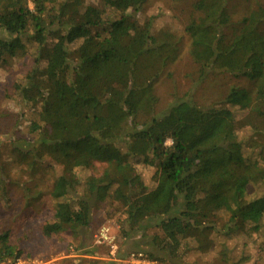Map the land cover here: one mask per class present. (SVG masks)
Here are the masks:
<instances>
[{
	"label": "trees",
	"instance_id": "obj_1",
	"mask_svg": "<svg viewBox=\"0 0 264 264\" xmlns=\"http://www.w3.org/2000/svg\"><path fill=\"white\" fill-rule=\"evenodd\" d=\"M145 2L30 0V9L28 0H0V57L28 54L32 67L14 89L40 106L33 138L14 143L13 160L31 181L59 169L54 215L41 234L76 241L103 203L120 213L122 239L141 236L151 262L245 264L242 240L264 232V2L237 21L233 0L195 3L184 31L201 76L221 71L244 83L218 104L184 98L158 116L156 82L178 59L180 41L139 20ZM136 38L144 46L133 51ZM95 162L105 165L103 177L80 182L77 169ZM6 182L0 171L2 196ZM257 253L264 258V237ZM20 255L1 234L0 263Z\"/></svg>",
	"mask_w": 264,
	"mask_h": 264
},
{
	"label": "rangeland",
	"instance_id": "obj_2",
	"mask_svg": "<svg viewBox=\"0 0 264 264\" xmlns=\"http://www.w3.org/2000/svg\"><path fill=\"white\" fill-rule=\"evenodd\" d=\"M28 1L29 8L33 9L32 3ZM197 1L146 0L139 14L140 21L151 18L154 30L169 31L180 41L178 59L161 73L156 82L155 93L158 97L156 116L164 114L172 103L184 98L191 99L199 107H210L223 101L232 87H241L244 83L243 79H236L221 71H211L201 76L199 66L190 56V39L184 31L187 23L198 15L194 9ZM263 2L264 0H233L232 4L235 5L233 19L237 21L247 8ZM4 38L6 35L0 31V39ZM21 41L27 48L28 41L25 39ZM143 46L141 39L136 38L133 41V51ZM31 62L32 59L26 53L15 58L8 55L0 57V171H4L6 183L9 185L6 188L8 191L6 195L2 196L0 192V235L8 233L13 252H19L21 254L19 258L27 263L41 261L50 264H116L107 248L95 245L94 236L103 226L108 227L111 234L115 235L118 251H130L125 254L132 251L144 253L145 249L141 247L144 240L141 236L133 235L122 239L120 213L114 212L108 204L103 203L94 204L90 225L87 229H81V235L76 241H67L69 245L63 244V240L57 238L49 240L42 236V226L51 222L54 215L55 202L51 197V191L59 169L53 173H44L40 178L31 181L12 157L14 143L20 146L33 138L29 133V127L37 120L40 111V106L32 105L28 94L27 100L24 101L14 89L15 84L21 82L22 77L32 67ZM23 93L25 94V91ZM253 96L257 97L256 90ZM239 137L248 138L249 130L240 132ZM104 169L105 165L95 162L90 167L78 168L76 173L80 182L84 183L90 179L102 178ZM142 174L145 181L149 182L152 171L143 169ZM26 194L34 195L38 200L29 202ZM263 237L264 232H261L252 240L247 238L242 240L245 264H264V258L257 257V249ZM212 259L213 256L207 258L189 256L187 263L217 264ZM12 262L10 260L9 264H13Z\"/></svg>",
	"mask_w": 264,
	"mask_h": 264
},
{
	"label": "built area",
	"instance_id": "obj_3",
	"mask_svg": "<svg viewBox=\"0 0 264 264\" xmlns=\"http://www.w3.org/2000/svg\"><path fill=\"white\" fill-rule=\"evenodd\" d=\"M94 242L97 247H105L109 250V254L112 260L118 264H154V262L149 261L143 252H132L127 255L124 259H119L116 257L118 246L116 244L115 235L111 234L110 229L103 226L98 233L94 236ZM8 262H2L0 264H9ZM13 264H50L49 262L41 261H30L27 263L25 260L20 258L13 260Z\"/></svg>",
	"mask_w": 264,
	"mask_h": 264
}]
</instances>
